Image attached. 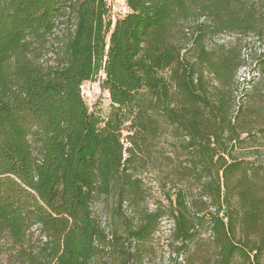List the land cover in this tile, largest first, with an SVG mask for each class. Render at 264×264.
I'll use <instances>...</instances> for the list:
<instances>
[{"label": "trees", "instance_id": "trees-1", "mask_svg": "<svg viewBox=\"0 0 264 264\" xmlns=\"http://www.w3.org/2000/svg\"><path fill=\"white\" fill-rule=\"evenodd\" d=\"M124 2L114 19L110 0H0V247L20 264H145L165 215L143 208L136 172L152 168L168 264H264V125L251 123L264 108L236 106L240 58L210 45L264 36V0ZM88 83L108 93L107 115ZM109 199L103 226L93 206Z\"/></svg>", "mask_w": 264, "mask_h": 264}, {"label": "rangeland", "instance_id": "rangeland-1", "mask_svg": "<svg viewBox=\"0 0 264 264\" xmlns=\"http://www.w3.org/2000/svg\"><path fill=\"white\" fill-rule=\"evenodd\" d=\"M112 14L114 19L123 17L127 13V8L124 0H110ZM63 28H59L56 32V36L52 37L48 46L43 50L44 62H50L53 58V53L57 49L58 44L62 41L61 34ZM191 34L190 31H188ZM61 40V41H60ZM210 42V45H221L233 48L237 52L242 65L238 69L235 76L236 97H247L246 108H252L253 110L258 107L264 108V72L261 70L260 60L264 57V36L258 33H229L222 34L214 37ZM84 98L88 106L93 111L102 112L103 115H107L110 110V99L107 92L100 88L98 83H88L85 85ZM243 98V99H244ZM100 104V106H99ZM254 128L258 129L264 125L263 118H256L252 120ZM126 135V132H125ZM167 141H163L158 148L161 154L170 153L171 150L167 148ZM164 161V156L162 157ZM161 170V168H157ZM167 168H164V171ZM161 172L155 171L152 168H141L136 172L139 179L143 181L144 202L143 208L151 213L161 210L165 212L164 217L161 219V223L158 231L154 235L153 239L147 244V257L145 264H168L170 259L171 249L168 246L173 231V222L168 212V202L165 199V188L161 183L159 176ZM112 199L108 201H100L94 203L93 211L96 217L101 221L102 225H110L112 221L109 219L110 208L112 207ZM136 207L131 205L125 206V212L127 216L135 213ZM111 226V225H110ZM113 226V225H112ZM203 239L208 238V231L203 233L201 237ZM200 249L206 251L207 255H211L208 243H201ZM197 251V250H196ZM11 253L7 246L0 247V264H20L11 258ZM199 257L197 256V259ZM187 259V257H183ZM195 258H190L193 264L199 263ZM191 261V262H192Z\"/></svg>", "mask_w": 264, "mask_h": 264}, {"label": "built area", "instance_id": "built-area-1", "mask_svg": "<svg viewBox=\"0 0 264 264\" xmlns=\"http://www.w3.org/2000/svg\"><path fill=\"white\" fill-rule=\"evenodd\" d=\"M85 85L82 87V91H83V94L85 93ZM235 97H236V93H235ZM248 97V96H247ZM247 97H240V98H237L236 97V106L238 107V106H240V105H242V104H244L245 102H246V100H247ZM244 98V99H243Z\"/></svg>", "mask_w": 264, "mask_h": 264}]
</instances>
